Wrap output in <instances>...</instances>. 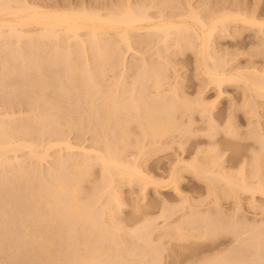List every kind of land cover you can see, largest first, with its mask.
<instances>
[{
  "label": "bare ground",
  "instance_id": "obj_1",
  "mask_svg": "<svg viewBox=\"0 0 264 264\" xmlns=\"http://www.w3.org/2000/svg\"><path fill=\"white\" fill-rule=\"evenodd\" d=\"M33 1L31 0L30 2L28 0H0V90L1 91L2 90H7V91L15 90L16 91L17 89H23V88L30 87L27 85H30V84L32 85L31 86V88L33 87L32 90H35L34 91L35 94L33 97L34 100L32 102L34 103V105H32L31 103L30 105H28L27 103L29 102L23 101L24 99L22 100V102H25V104L21 102L24 105L27 104L26 105L28 106L26 107L27 109H29L32 106V109L35 110V112H33L32 109L27 110L29 112L34 113V114L28 113L30 115L32 114L31 117L27 116V118H25L26 116L22 115V117H24L26 120L29 117L31 118V119L29 118V121L27 122L30 123L33 121L39 124L41 130H44L48 126H49V129L51 130L50 127H52L53 124L54 125L59 124L60 126V122L57 119L60 120L61 118H63L62 114L66 110L67 111L70 110L69 109L70 107L67 108V106H70V104H74L71 106H75V103L78 102L77 104L80 106V108L75 106L77 107V111L81 109L82 112L85 113V111H83L84 108L81 107L82 105L80 104H83V105L84 103L87 104L85 102L87 101V102H90L89 103L90 105H88L87 107L88 109L87 112L89 113V115L91 113V115L89 116L92 119L89 121L91 125H92V122L96 124L97 119L101 118L99 117V115L96 116L97 115L96 112H99V110H101L100 116L104 115L103 116L104 119L103 117L101 118L103 119L102 122L100 120L102 125H99V126H104L107 129L109 128V130L111 128V130L114 129L115 131L119 129L118 133L120 134L115 132L116 134H118V136L116 134L115 135L113 134L114 133L113 130H112V133L109 130L107 133V129H106V134H108L107 141L108 140L109 142L112 141L110 140L109 136L113 134L114 137L115 136L117 137V138L115 137V139L117 140L119 139V143L120 144L122 143L120 146L122 147L124 146L123 142L125 141L123 140V142H120L122 141V139H120L121 137H123L126 140V138H128L129 136L132 139L133 136L136 135V138H135L136 142L132 144L131 140L129 139L130 142L127 140L128 142L126 141L125 144L126 143L132 144L130 146L131 147L133 146L132 148L136 147L135 151L136 149L138 150L136 155H138V152L139 153L141 152L140 154L142 155L143 151L146 149V146L148 147V145L150 144H153L152 151H154V153L156 150L169 151L170 150L169 148L173 147L175 144H176L175 147L178 146L179 149L181 148V150L185 149V147L188 146L187 143L190 141V139H193L192 137H194V135L196 133L198 134L199 132V131L198 132L196 131L198 130L196 129L198 127H194V124L196 126V124L198 123V122L197 123L195 122V117H194V114L196 112L198 115L201 116V118L199 116L197 117V119L199 118L198 119L199 121L200 119L201 121H205L203 123L204 124L206 123V126H205L206 132H208L207 137L209 136L210 139L215 140L219 132V129H224L226 130L227 133L232 134V135H235V134L240 135V131L238 132V129L242 128L243 126L239 124V122L236 120L237 118L235 119L237 121L236 122L234 120V117H235V112L238 111L239 109H242L245 111L246 114L249 115V117L250 116L252 117V115L257 116L256 119L258 118L257 119L258 121L253 120V122L251 123L250 120H247L246 125L249 127L247 129L246 128L247 126H246L243 129H246L245 133H248V132L249 133L251 132V133L249 135L246 134L248 137L244 135L245 133L243 134L241 133V135H244V137H247V139L249 138V136L251 137L253 136L252 140L257 138L258 141L261 143L260 145L258 141H256L257 139L255 140L258 143V146L261 147L260 150L262 149L264 150V126L262 125L264 124V69L262 68V71L258 70L257 68H256L257 70H253L252 69L253 67L250 68L252 66L251 64H253V63L250 64V60H248L249 63L247 62L246 64H244V65L250 64L248 68L242 67V62L239 63L241 64L239 65L235 58L237 54L240 52H238L237 54L236 53L233 54L234 59H235L234 62L236 61V63L239 66H241L239 67L235 63L238 66L236 67V65H233L232 63L233 62L232 56L229 55L231 58L227 56L230 53H226L227 55H225V52L220 53V50L228 51L226 48L229 49V47H224L223 49H220L217 52L216 48L217 47L219 48V46L215 45L216 43L215 41H217L219 38L221 39L222 37L223 38L227 37L228 39L229 37H231V39L234 38V39L242 40V37H244V32L247 30H250L254 34V37L251 36L252 38H250L251 39L250 41L252 42V39L253 38L255 39V37L256 39L259 38L258 41L259 40L261 41L260 46L261 47L264 46V19L262 18L260 19L258 15H256L255 10L257 9L252 10L253 8L252 6H250L252 7L251 9L248 7L250 5L249 3H248L249 5L247 6V8H249V11H246L244 10L245 8L239 9L243 2L241 0H240L241 1L240 6L238 5L235 6L236 5L235 3H234L235 5H233V3L232 4L230 3V6L233 5L232 7L234 6L239 7L238 9L236 8L233 9L232 7L227 8V6L223 7L227 1L223 4V6L221 4L223 8H221L220 6H217L218 3L215 5L212 2V4L215 5L214 8L213 7L212 9L210 8L208 10L209 12H206L203 14L201 13L203 10L200 11V9L203 7V4L205 3L203 2V0H202L203 4L200 5V2H198L197 0L199 4L197 3V5H195V6L200 5L201 7L200 9L199 7L198 8L194 7L191 1H187L188 3L187 8L184 10H179L180 3L177 0H171V1L172 2L174 1V4H175V1L178 2L179 5L176 4L178 9H176L177 7L173 5L172 3L171 8H169L170 10L167 9L168 8L167 6H170V3L169 5L168 3L167 5L165 4L167 0L163 2V4L166 5L165 9L167 10H164L163 8L164 6L161 3L162 0H159L161 2L158 1V3L162 4L163 6V7L161 6L162 9L161 7L160 9L158 8L155 9V6L157 5L155 4L156 0L155 1L154 0H134V1L130 0V1H125L126 3L123 2L126 8H124L125 6L120 5V4L118 5L117 3V5L115 6H120V8L122 9L120 10L119 7H116V9L118 8L117 9L118 11H115L116 9L115 10L113 9L115 7H113L112 4L111 6L113 8L111 7L110 8L111 10L108 9L109 6L107 7L106 5H102L104 6L103 8H105L106 6V8L108 9V11L107 10L105 11L106 9L105 8L103 11L102 8L99 9V8L91 7L90 4L88 5L89 2L87 3L84 0L82 1L87 3L88 6L85 4H82L84 2L80 4L77 3L78 4L77 5V4H74V2L72 3L71 1L68 4L66 3L63 4L62 3L63 1L61 2L62 4H57L56 3L57 1H53L55 2V4L53 2L52 3L48 2L52 0H48V1L45 0L46 3H39L38 2L39 0L38 1L36 0L37 2H35V0ZM42 2H44V0H42ZM64 2H67V1H64ZM127 2L130 3L128 4L129 6L126 5ZM94 4L97 7H102V6L96 5L95 2ZM94 4L92 6H94ZM113 4H116V3H113ZM161 4H158L157 7H159V5ZM244 5H246V2L241 7H245ZM210 6L208 3L203 9L205 10L206 7L208 8ZM247 38L249 37H245L246 40ZM254 42L255 44L258 43L257 41H254ZM251 44L252 46L250 45V43L247 46H250L252 48L253 42ZM257 45L259 44H256V48L257 50H259V48L261 47L258 46L259 47L258 48ZM124 47H126V50L132 49V51H136V49H139L137 47L143 48V51L145 50L146 53L144 52L139 53L141 49L137 50L138 52L136 51L134 53L135 54L139 53V55L144 53L143 55L145 57L149 55V53L147 52H151V54L153 53L152 51H148L152 48L154 50V53H156L155 54L156 57L158 56L159 58V59L157 58L158 60L154 59L155 61L154 60L148 61L147 57L146 59L143 57L141 58L142 62L140 63H138V61L128 62L130 64L129 66L130 68L127 66L126 63H125L126 64L125 65L126 68H125L123 64L122 72L124 71L123 73H125L126 71L127 73V74L125 73L126 76L129 74L128 71L130 72V70L137 69L136 71L135 70L134 71L136 73L139 72L138 75H135L136 73L135 74L133 73L134 75H132V71L130 72L131 73L130 76L132 75L133 77L134 76L138 77V78L131 77L133 80L135 79L133 82V87H128L130 85L127 86V84L132 83L130 82L131 78H130V81L128 80L130 83H128L126 81L127 77L123 73L121 77H119L121 72L118 75L117 73L119 72H117L114 75L116 78L118 77L117 81L119 79V82H116V79H114V77L112 78L114 79L112 81L110 76L106 73L109 70L103 71L105 69L106 70L110 69L111 67L109 66H112L114 70L112 69L111 73H115L116 71L115 67L118 64H119L118 66H121V64L124 63V58L126 57H124L125 55L123 56V54H126L125 53L126 50L125 51L121 50ZM250 47L248 49H250ZM146 48H150V49L146 51ZM248 49H246L245 52ZM253 49L254 47L251 50ZM260 50L263 53L264 51L263 48H261ZM254 51L255 49L253 50V52ZM187 52L188 54L189 52L192 53L190 55L191 56L193 55L194 57L196 68L200 70V72L203 74V76H205V78L209 81V83H213L219 95H222V93L224 95V91L226 90L224 88V85L229 82H230L229 85L231 84V82H234L235 84H237L236 86L241 85L242 87L240 90V93H243L245 96L243 94L242 95L239 94V96L241 95L240 98L244 96L243 97L244 99L242 98L244 102L242 101L243 103L241 105L243 108L240 106L241 100L240 102L236 104L237 99L236 101L233 99L232 103L235 102V106L237 105L238 110L236 109V107H235V110L233 109L234 107L230 109L228 107L229 106L232 107V106L226 105L227 108L229 109L228 112L226 111L228 113L227 114L228 119L231 118L233 120L230 122H226L223 128H220L221 123H217L218 119L220 118H219V114H215L217 113L215 112L216 110L215 107L217 104L216 100L208 101L204 97L205 95L204 96L202 95L203 94L202 92H206L207 89L206 90L203 89L206 87L203 85L204 86L202 88L203 90L201 88L200 90H197L196 93L198 94L195 93V95H197L196 97L195 95L189 96L187 94L189 91L184 93V89L182 87H184L185 85H183L182 87L180 85L183 79L180 78L182 74L179 75L178 71H181L180 69L184 68L185 64H183L184 66L182 68L180 67L179 69L180 65H177V64H182V63L179 59L177 62L176 58L179 57L178 55L183 56ZM234 52H232L231 50V53H234ZM248 52L249 54L251 53L250 51ZM248 52H246V54ZM257 52L258 51H256V53ZM259 53L257 55L253 54V57L256 55V58H258ZM262 53L260 55H262ZM143 55H140V56H143ZM122 56H123V59H122ZM191 56H188V57H191ZM81 57H85L83 58L85 62L81 59ZM249 57L247 56V58ZM253 57L251 55V58ZM137 58L138 59H135V60H139L140 57H137ZM153 58H151V60ZM122 60L123 62H121ZM79 61H83L84 64H81L83 62H80L81 64L80 65ZM256 64H259V63L257 62ZM253 65L255 69L256 65L255 64ZM91 66L92 68L94 67L92 71H95V70L97 71L98 69H99L98 71H101V72L97 71L98 72L97 74L95 72L96 76L98 75L100 77L101 76L100 73H102L101 77L105 78L107 74L109 76L108 78L111 79L110 83L112 82V85L114 82L116 83V84L114 83L116 88L115 87L112 88V86L110 88L109 86L110 83L108 82L109 80L106 83L105 81L104 83H100V82H103L102 79L100 80L101 77L99 78L97 76L99 78V81H98V78L94 80L95 74H92L93 72L90 73L92 69L90 68ZM262 66H259V67H262ZM127 67L130 70H127ZM168 69L173 70L174 77H172V72H171V77H170V74H169L170 72L168 73ZM176 71L178 73H176ZM197 72L199 73V71ZM184 73H185V70H184ZM77 74L81 75L84 78V79L82 78L83 79L82 81L84 83L82 81L79 82L78 78L81 76L78 77ZM76 76L78 77L77 79H76ZM183 76L185 77V75ZM89 78L90 79L92 78L94 81L91 79L92 81L90 82ZM121 78L123 82L120 81ZM197 78H199L198 74H197ZM53 80L55 81V84H56V81H59L58 82L59 85L55 87V84H53L54 83ZM87 80H89V82ZM76 81L77 83L78 82L80 83L79 84L80 86L79 85L76 86L77 85ZM95 81H97V83L99 82V84L95 83ZM124 81L127 82L126 90L128 91L130 89L129 90L130 92L128 91L130 93V94L128 93L130 95L129 97H128L126 90H124L125 94H123L122 92V90L125 88ZM120 82L124 83L122 84L123 86L122 90L120 89L121 87L116 86L118 85L117 83H119L120 85ZM66 83H69L71 87L70 85H67ZM94 83L100 86H102L101 84H103L102 87H104V85L108 83L107 86L109 88H105V89H109V90L111 89V90L107 91L102 88L104 90L103 91L100 89L101 87L96 89L98 86L96 87ZM183 83H185V81ZM73 84H76V85H73ZM86 84H89L87 85L88 87H92V86L96 87V88L92 87L93 90L94 89L96 90L95 91L90 90L92 88H87V86H84ZM167 85H170V86H167ZM53 86L56 89L52 88ZM161 86L169 87L170 89L174 88L173 93L169 92L170 91L169 88H168L169 91L166 90L167 88L166 89L163 88L161 90L162 88ZM178 86L179 88L177 89ZM117 88H119V90L121 91V94L120 92H115L116 90L114 91V89H117ZM30 89H26L28 90L29 94L33 93L31 92L32 90L30 91ZM53 89H55V92H57L55 96L59 97L60 95H57L59 93L63 97L65 96L63 100L61 99L62 102L59 101L60 98H62L61 96L60 98H58L59 100L57 99V97L55 98V96L53 98L48 96L49 94L48 91L53 92L54 94ZM152 89L154 91L156 90L155 93L152 91ZM23 90L22 91L20 90V92L22 93ZM26 90L24 91L26 92ZM15 91L14 93H16ZM166 91L168 92V94ZM10 92L13 93L12 91ZM17 92L19 91L17 90ZM7 93L5 92V94ZM11 93H8V94L11 95ZM71 93L73 94L78 93L77 94L78 97L75 96L76 94L74 95L75 96L74 98H76V100L78 98L79 99L85 98L84 103L82 101H81L82 103L80 102L81 99L75 102L74 98L70 97ZM79 93L81 94L79 95ZM225 93L227 95V91ZM230 93L231 92L229 91L228 97H230ZM64 94H67V96L69 95L68 99L70 102H72L71 100H74L75 102V103L67 102L68 105L67 104H66L67 106L65 105L66 110L62 109L65 107L64 106V103H66L65 101L68 100L66 98V95ZM184 94L185 95L187 94V96H185ZM7 95L6 97L9 98V95L8 96ZM82 95H84V98L82 97ZM125 95H127L128 98L125 97ZM0 96H2V93ZM30 96H33V94L28 95V97ZM86 97L87 98L89 97V98L87 99ZM178 97L179 99L180 98L181 99L179 100ZM233 97H231L230 99H232ZM8 98L7 100H9ZM10 98H12V96ZM24 98L26 99L27 97H24ZM33 98L30 97V98H27L30 100H27V99L26 100L31 102ZM2 99H3V96L0 100ZM4 99H5V96H4ZM52 99H54L55 101L56 108L59 107L58 109H55V110L58 111L61 109L60 110L61 112L64 111L62 113H60L59 111L62 117L55 119V121L57 120L56 121L57 124H55L56 122L53 120L54 118L52 119L53 115L51 113V110L54 109L52 107L55 106L54 104L53 106L51 105L54 102L52 101ZM94 100H96V102ZM5 101L6 99L4 100V102ZM14 101L16 102V98ZM0 102L3 103V100ZM15 102L13 104H15ZM17 102L15 104L16 106H17ZM59 103L63 107L61 106L60 108V106H58ZM97 103L99 105H97ZM5 104H9V103L5 102ZM5 104L2 106H5ZM13 104H10V105H12V107H16ZM46 104L48 108L44 109L42 105L45 106ZM12 107L10 106L9 108V106L7 105L4 109V107L0 106V181H1L0 187H3L2 184L5 183L9 188V185L11 183L8 184V182H14L13 181L14 179L11 177H14L15 175L16 176L14 178L17 179L16 180L17 185H15L14 187V184H16V181H15V183L11 184V187L16 188V186H18V184L21 185L22 184L21 182L23 181V184L25 185L24 190L22 188H19L20 185L18 186V189H22L20 191H23L24 193L22 194L24 195H23V198L21 197L22 199L20 200L19 198L21 195L19 194L20 195L19 196L17 194L19 196L17 198L18 199L17 202L19 200L21 202H24L23 206L21 205V202L20 203L18 202V203L27 212H25L26 214L23 213V215H25V217L23 216L24 218L23 220L22 215H21L22 213L21 211H23V209L19 208L21 210L20 213L18 212V210L14 209L18 207L17 205H19L15 201V198L17 196L15 197L14 194L18 193L16 192V190L12 192L13 190L11 191V189L9 188L11 191V192L9 191V193L10 194L12 193V195H14L13 197L12 195L10 196V198L12 197L11 198L12 201H10L12 203L8 202L6 204L5 201H9L11 199L4 196L5 198L1 200V197H0V200L3 201L2 202L3 205H0V236L5 234L6 236L4 235L5 238L3 236V240L4 239L7 240L8 237L11 235V237L7 241L8 244L4 242L5 240L3 241L2 239H0L4 242V244H2V241L0 242L1 243L0 253L1 252L2 254L4 253L5 251L4 249L6 248H3V247L5 246L6 247L8 246L5 252L8 251L7 253H9V250H10V253L13 252L12 254H10L11 255L10 258L5 257V256H8L7 253H5L6 255L3 254L1 259L5 257V260L7 259L6 262H8L9 259L14 260L12 261V263L14 264H163L164 262H166V261L163 262L162 260L165 258V256L163 255H166L163 251L166 250L167 247L163 244L165 240L162 242L160 241L168 237V242L173 246L170 247L168 245V247L170 248L169 249L167 248V249L171 251V248L172 250L174 248V250L177 252L176 255L180 254L184 256L186 259L184 262L181 261L182 263L179 260L178 263L180 264H242V263L244 264V262L245 264L249 263L248 262L249 260L247 258H246L247 262L245 260V256L249 258L248 255H245L246 250L244 253L243 252L244 247L243 248L241 247L243 245H245L246 247V244H248V241L240 238L241 236L239 234L240 232L239 233L237 232L238 230L237 231L235 230V232H231L234 234L237 232L236 234L237 235L239 234L238 236H236V234L235 235L232 234L233 237L231 238V243H232V240L234 241L237 240L239 242L240 239H242L243 243L240 241L239 247L241 248L240 251L243 252V255H241L242 254L241 252H239L240 253L239 254L238 251L236 252L239 255L238 254H235L237 256L232 255L231 253L232 249H229L230 247L229 248L226 247L227 250L226 248L221 249L219 247H218L219 249H216V247H214L213 249L208 248L207 250L208 253H206L207 252L206 250H199L197 252V250L200 248L198 247V245H196L198 243V240L195 242V240L197 239L196 236L201 237L202 238L201 240H203L205 237L209 235L207 239H210L211 235L217 233L216 231L220 229V228L218 229V227L216 226V225L219 226L220 223L214 220L213 222H211V219H207L206 214L201 211L203 214L201 218L203 216L205 217V218H202L201 220H204L207 223L205 224L204 221H202L203 225L204 224L205 225L204 226L202 225L201 227V222H200V227L197 226L196 221L199 220L198 218L199 215L197 217L198 210L196 212L195 209L198 207L199 204L197 203L199 202L200 199L197 200L196 198V201H194L195 203L197 202L195 206V203L192 201V199L195 197H192V199H190L189 195L186 196L184 191L181 189L182 187L180 183L182 182V179L185 177L184 176L185 172H189V173H192L197 178V180L199 179L203 181L205 185H207V188H208L207 192L211 194L215 193V196L220 195L219 197L221 198L224 195H226V197L228 196V198L232 195V197L235 196V199H238V197H240L241 192H250L251 195L253 196L258 193L264 196V189H263L264 184H262L258 180L259 184L256 182L254 183L260 186L258 185L255 186V184L252 181L256 176L257 177L259 176L258 178H260L261 176L262 169L260 170L259 167L261 165L260 163H262V160L259 157L254 159L257 153L256 154L254 153L255 156L253 155L254 157L250 161V162L253 161V163L255 164L254 166L255 170L254 168H252L254 164L251 163L252 164L251 171L254 170V172L247 171L249 172V175H247V173L244 174V173L238 172L239 173L238 175L233 176L230 173L223 172L225 166L223 168L222 166L223 164L221 163V160L219 159L220 154H218L217 149L215 147L212 148L213 150H215L213 152V155H210V154L208 155L207 151L211 149L210 146L212 145L210 146L208 145L205 151L203 149L202 157H201L202 154L200 156H197L200 153V149H202V148L198 149L200 147L199 146L197 147V149L199 150L198 154L193 156L191 159H187V160L181 159L178 162H177L178 159L174 160L177 163L176 164L174 163L175 165L173 164L174 167H172V170L168 175V178H167L168 181L166 180L165 182H168L167 184H170L174 188L173 189L170 186L173 190H175L174 192L178 194L179 197H181V198H178L180 204L172 205L174 203H173V200L171 199L170 203L171 202L172 203L170 205L169 203L170 198L168 199V198H165L164 196L163 200L168 199V203L166 202V200H165V203L161 200L163 202V204L161 203L163 206L161 208L163 209H161L162 211L159 213L161 215L158 214L154 217L147 216L150 218H147L145 216L146 217V218L144 217L145 220L143 219L144 222L142 223L138 222L137 226L135 224V226L131 228L129 227L130 229L128 228L129 230L127 229V231H125L126 229L124 228L125 227L124 222L122 221L123 224L120 222L123 217L122 218L120 217L121 219L119 218L120 221L114 220L116 216L117 217L115 219H117L120 216L117 214L121 213L122 211L121 209L124 204L123 199H121L123 196L121 197V194H120V192H122L121 187H123V185H126V184L130 185L131 187L133 185L134 187V184H137L138 186L137 185L136 186L138 187L139 190L136 191V194L139 193L138 196H140V199L142 198L146 200L147 196L145 197V195H147L146 191L148 189L150 190V188L153 187V189L155 188V191L158 190L157 192H155L158 194L159 185L161 188V185L164 184L162 179L159 180L158 178L156 180L155 177L150 176L151 174L145 171L146 168L144 169V166L141 165L142 163L141 164L140 162L138 163V159L140 160L141 158V157L138 158L140 154L138 155V157L136 155L132 154L133 155L132 156L130 154L131 158L129 159L128 157L127 159V157H125L124 154L128 153L127 152L128 149L126 150L125 153L122 152L124 151V148L127 146V144L123 148H119V145H115L116 144V142L114 141L115 139L113 140L115 144H113L112 142L111 143L112 145L109 142L108 144L106 140L104 143H102V141H104L103 139L104 138L106 139V137L104 136H101V138H103L101 143L102 144L106 143V145H104L105 147L103 146V148L93 147L90 145H89L90 147H87V145L85 146L84 144H82L83 143L82 138H81L82 143L80 142L81 143L80 145L78 143H77L78 145H76L75 143L74 144L71 143V141L70 142L67 141L66 137L64 138L65 140L62 139L64 136L60 137L61 139L57 137L59 138V140L56 139L57 141H55L54 139H52V141H48L51 139L50 138L47 140V142L45 141V143H42L44 142L42 140L41 142L36 143L34 138L32 137L34 133L32 132L33 128L25 125L24 123L22 124L23 121L20 118L21 117L20 113H22L23 110H26V109L21 108L23 110H20L19 109L20 107L17 106L19 107L18 109L20 110V111L17 110L20 112L19 113L15 111L16 108L13 109ZM1 108H3L4 110L2 109L1 111ZM94 111L96 115L94 114ZM244 111H243V115L245 114ZM87 112L85 114H87ZM16 113H19L18 114L19 117H17ZM56 113L55 112L53 113L54 116ZM79 113L80 112H77L78 115ZM92 113L96 116V118L94 115H92ZM85 114L83 115L84 116L83 118L89 119L88 117H86L88 115L85 116ZM92 116L96 119L95 122H94L95 119H93ZM68 117H70V114L68 115ZM78 117L81 119V116L74 117V119ZM17 118H19V120ZM64 118L65 119H62L63 122L64 120H67L66 117ZM246 118L248 119V117ZM19 121L20 122L22 121V122L20 123ZM84 121H83V125H84ZM254 121L255 123L257 122L255 126H253ZM27 122L25 121L26 124ZM33 122L31 124L28 123V125L34 126ZM67 122L68 121H65V123ZM70 122L73 125L72 119L70 120ZM81 122L82 121L80 120L79 123L82 125ZM235 122L240 125L239 128H238V124H236ZM65 123H62V125H64ZM68 123L66 125H68L69 127L70 123L69 124ZM90 124L86 125V128L84 127L86 129V132H87V126H88V129H91L93 127V126L91 127ZM81 125H79L80 127L78 126L79 129L77 128L79 131H82L80 130V128L83 127V126L81 127ZM65 126L64 127L62 126V127L65 128ZM94 126L96 127V125ZM99 126L96 127V129L95 127L92 129L93 130L95 129L96 131L98 130L97 128H99L100 130ZM53 127L54 128L52 129L56 130L55 126ZM73 128H76V127H73ZM84 128H82L83 132L85 131ZM229 128H232V130H229ZM49 129L46 128L45 129L46 132ZM69 129L70 131L72 130L71 126ZM200 129L203 130V128H200ZM50 130L49 132H47V134L50 133ZM74 130L75 129H73V131ZM99 130L96 135H93L95 131L91 132L93 135V138L95 136L99 138V136L101 135L99 134ZM240 130L243 132L242 129ZM102 131H103V128L101 127L100 132L102 133ZM83 132H80V133L82 134ZM39 133L37 135H39ZM55 133L56 135L58 134L57 131H55ZM104 133H105V130L103 131V134ZM76 134H78V132ZM106 134L104 135L106 136ZM41 135L43 134H40V136ZM114 137L111 136L112 139ZM133 139H132V142L134 141ZM146 139L148 140L149 144L148 143L146 144L145 142ZM98 140H100V138L97 139V142ZM209 142L211 141L209 140ZM38 143H41V144H38ZM135 143L136 145L137 144L138 145L134 146ZM93 144H94V141H93ZM93 144L91 143V145ZM96 144L98 145V143ZM197 144H201V143H197ZM209 144H212V143H209ZM55 146H59L60 148L58 149L60 150L59 154L56 153L55 155L54 153L51 155V159H53L52 156L55 159V165L50 166V164H46L47 166H49V168H47V166H45L44 164V167L47 168V171L44 172L43 170L45 168H42L43 167L42 164L44 163L43 161L47 160V158L50 157V154H51L50 151ZM40 147L42 148L41 150L39 149ZM149 147L147 149H149ZM154 147H155V150H153ZM120 149H123V150L120 151ZM130 149H129V153H130ZM56 150H57L56 148H55V151L53 149L54 152H56ZM62 150L66 153L61 152ZM263 150L261 151L263 153H262V156L260 157L264 156ZM22 151H23V155L25 156V158L28 157L27 161L29 162L25 160L23 155L19 157V155H21L19 154V152H22ZM210 151L212 153V150ZM257 151L258 150H256V152ZM261 152L258 151V153H261ZM24 153L27 155H25ZM204 153L205 154L207 153L206 155L208 156H206ZM21 159L24 162L26 161V163H30L29 167H27L28 164H26L27 166H25L24 162ZM255 160L257 161L256 163L254 162ZM69 162L70 164H68ZM97 164L99 167L98 168L99 171H101V173H99L101 177L100 176L98 177L96 175L99 179L101 178L100 179L101 181H98V184L96 183V181L91 182L92 180L94 181L96 179L94 177H90L93 174H95L93 173L94 171L93 166L94 165L97 166ZM54 166H57L56 169ZM9 167H11V170L9 169ZM92 168H93V171H92ZM7 169H9L10 171ZM13 170L17 172V173L15 172L14 176L12 175L14 173L11 174V171ZM38 170L40 171V173L38 172ZM41 170L46 175L42 174L43 172ZM47 172L49 173L47 174ZM236 173H234V175ZM7 174L9 175L7 176ZM91 178H94V179H91ZM7 179H9L10 181ZM87 179H88V183L89 181L91 184L93 183L91 185L92 186L91 188H89L90 186L88 187L87 184H86L87 185L86 187L84 188L82 187L83 183L87 181ZM18 180L20 181V183L18 182ZM249 180L252 181V184L250 183ZM3 181L5 182L3 183ZM87 187L89 188V190L86 189ZM5 188L8 189L7 187ZM3 190L2 188H0V191H3ZM157 194H154V195L157 197ZM132 195L136 197L134 194V191ZM103 196H105V198H103ZM219 197L217 198L218 202H220ZM6 198L7 200H5ZM140 199L138 198V200ZM149 199L150 198H148L147 201H149ZM189 199L193 203L190 202V205L188 206L187 201ZM14 202H16L14 204V206L16 205V207L12 205ZM150 202L152 203V200ZM183 202H186V203H183ZM151 203L148 206H151ZM7 205H10L11 207ZM146 205L147 203L144 204L143 206L145 207ZM185 205L186 207L187 206L188 207L186 208ZM24 206L26 208H24ZM181 206H182V209H181ZM5 207L6 209L7 207H9L8 210L12 208L10 211L15 210L18 213L16 212L15 214L14 212L12 216H9L11 215L12 212L6 210ZM178 207H180L178 209L179 211L180 209L181 211H184V207L185 209H188L189 207L194 208L193 211L194 210L195 211L193 213L195 214L196 212L197 214L196 215L191 214V215H193L192 220L196 218L198 219L196 221L194 220L195 221L194 224L196 225L190 226L191 223H193L191 218L189 217V220L191 221V223L189 220L186 219L188 218V216H191L187 214L189 211H190L189 214L191 213L192 211L191 208L189 209V211L185 210L186 211L185 214L187 215H185L184 218H183L184 214L182 213L183 214V215L181 214L182 216L179 215L182 217L180 218V220L177 221V219H175L176 221H173L174 224H170L171 221L169 223L168 218H171V216H173V214L175 213V212L173 213V211L174 210L176 211L177 210L176 208ZM177 212L178 211H176V213ZM5 215H7V217ZM159 216H160V219L163 220L161 221V223L160 221L159 222L156 221L158 220L156 219V217L159 218ZM15 217H17L18 219L19 218L21 219V220L19 219L20 220L19 222L17 221L18 225L17 223L10 222L11 220L12 222H16V220L14 219ZM130 217H133V216H130ZM12 218L14 219V221ZM25 219L26 221L28 219V221L24 222ZM207 220L208 221L210 220V222H208ZM37 221L39 222L41 221L42 225H40L39 222L38 224L42 227H40L36 223ZM155 221L160 224H157ZM166 222L168 223L167 225H166ZM214 222L215 223L217 222V224H215ZM31 223L34 224V226L33 225L31 226ZM237 223L236 224L233 223L231 226L233 225L238 226ZM27 224H29L30 226L29 225L27 226ZM43 224H44V229H40V228H43ZM211 224H214V226H216L215 227L216 230L214 229V226ZM168 225L171 228H173V230L171 229L169 230L170 227ZM186 225H188V227ZM18 226L19 227L21 226L20 227L21 230L23 229L22 227H25V226H27L28 229L27 227H25L23 231L21 232V230L18 231ZM165 226L166 227L168 226L166 229L167 231L166 230H164L165 232L162 231L164 234L162 233L163 236L162 234L159 236L161 238L159 242H157L158 244L159 243L163 244L164 247L162 248V245H158L155 242L151 241L152 240L151 235L153 231H155L154 229L157 228V230L158 229L160 230V227L166 228ZM226 226L229 227L228 225ZM226 226H224V228L227 234L229 229L226 228ZM29 227L30 228L35 227V228L33 229L31 228V232H28L30 231ZM37 227L39 229H37ZM62 229H65V231L63 232ZM209 229H212V231ZM231 229L234 230L233 228ZM231 229L229 231H232ZM213 230L215 231L214 233H213ZM222 230L223 229H221V231ZM225 230L223 231L225 232ZM210 232L213 234H211ZM125 233L129 235H124ZM60 235L62 239L60 240V242H58L59 241L58 237H60ZM62 235L65 237V239H67L68 237L72 239L70 245H68L70 238H68L67 243L64 242L65 243L64 246H66V248L63 247L62 245L63 241L65 240ZM192 237L193 238L196 237L194 238L195 240ZM190 238H192L193 240V241L192 240L190 241L192 243H189ZM130 240H134V241L130 242ZM253 240H255L254 241L255 251L258 254L259 250H261L263 247L262 240H264V238L262 240H259L258 238L252 237L251 241ZM5 243L7 245H5ZM58 244L59 245L61 244L64 250H62L63 248L60 250L61 246L58 249L57 248ZM66 244L68 245V247ZM9 247H11L12 250L15 249L16 251L15 250L12 251L11 248ZM235 247H237V244L234 246V249ZM56 248L57 250H60V251H57ZM211 249L212 251L209 254V251ZM237 250H239V248ZM22 251H25V253L27 254L26 255L27 260L26 258L25 260H23L24 259L23 257H25V255H22L24 253ZM175 251L173 252L174 254H175ZM194 252H196L197 254H195ZM198 253L202 255V258H201V255H199ZM13 254L15 255L13 256L14 259L12 258ZM16 254H17V258H16ZM20 254L21 256H23L21 259H20L21 256H19ZM204 254H208V255L203 256ZM175 257L178 258L177 256ZM5 260L2 261L3 264H7V263H4ZM11 260H9L8 262L9 264H12L10 263ZM16 260H18L19 262L18 261L16 262ZM23 261H25V263H21ZM178 263L176 261V264Z\"/></svg>",
  "mask_w": 264,
  "mask_h": 264
},
{
  "label": "rangeland",
  "instance_id": "obj_2",
  "mask_svg": "<svg viewBox=\"0 0 264 264\" xmlns=\"http://www.w3.org/2000/svg\"><path fill=\"white\" fill-rule=\"evenodd\" d=\"M28 1H30L31 2V0H28ZM33 1V0H32ZM38 1V0H37ZM36 0H35V2H37ZM48 1V0H47ZM53 1H57L56 3L57 4H64V3H66V4H68L70 1L73 3L74 2V4H77V3H82V2H89L88 3V5L90 4V6L91 7H94V8H102V10L104 11V9L106 8V6L108 7L109 6V8L108 9H110L112 6L113 7H115V8H113L114 10L116 9V7H119L120 8V6H115V5H117V3H118V5L120 4V5H123V6H125L124 4H123V2H125V1H130V0H84V1H80V0H52V1H48L49 3H52ZM58 1H60V2H58ZM63 1V2H62ZM64 1H67V2H64ZM78 1H80V2H78ZM134 1V0H133ZM155 1V0H154ZM153 1V2H154ZM158 1L159 0H156L155 1V4H157L156 6H155V9L156 8H158V9H160V7L162 6V4H163V2L165 1V0H162V2L161 1H159V2H161V3H158ZM167 1H169V2H167ZM166 2H165V4L167 5V3H168V5H169V3H170V6H167L168 8L167 9H169V8H171V4L173 3V5H175L176 6V4L177 5H179L178 4V2L177 1H179V3H180V8H179V10H184V9H186L187 8V1H191V3L193 4V6L194 7H199V9L201 8L200 7V5L201 4H203V2H208L209 3V6H210V4H211V6L210 7H206L205 8V10H207V11H205L203 8L208 4V3H206V5H205V3L203 4V7L200 9V11L201 10H203L201 13H206V12H209L208 10L211 8L212 9V7L214 8V6L217 4V6H220L221 8H223V7H225V6H227V8L229 7H232L233 5H235V6H240V4H241V1H245L246 2V5H244L245 7H241V6H243V4H245V2L243 3L242 2V5L240 6V8L239 7H232L233 9L234 8H236V9H244V10H246V11H249V8L251 9L252 7V10H255V9H257V10H255V12H256V15H258V17L261 19H264V0H203V2H202V0L200 1V0H198V2H200V5L199 6H195V5H197V0H177V1H175V4H174V1L172 2L171 0H167ZM217 1V2H216ZM222 1V2H221ZM224 1V2H223ZM227 1V2H226ZM231 1V2H230ZM255 1V2H254ZM34 2V1H33ZM39 3H46L45 2V0H44V2H42V0H39L38 1ZM62 2V3H61ZM82 3V4H85V5H87V3ZM91 2V3H90ZM94 2L96 3V5H99V6H102V5H106L105 6V8H103L104 6H102V7H97V6H95V4H94ZM202 2V3H201ZM211 2V3H210ZM212 2H213V4H215V5H213L212 4ZM220 2V3H219ZM227 4H226V3ZM54 4H55V2H53ZM94 4V6H92L93 4ZM113 3H116V4H113ZM122 3V4H121ZM126 3V2H125ZM226 5H225V4ZM230 3L232 4L233 3V5H231L230 6ZM235 3V4H234ZM238 3V4H237ZM250 5H249V4ZM92 4V5H91ZM109 4V5H108ZM111 4H112V6H111ZM128 4H130L129 2H127V4L126 5H128ZM158 4H161V5H159V7H157L158 6ZM165 4H163V8H164V10H167V9H165ZM199 4V3H198ZM221 4H222V6H223V4H224V6L222 7L221 6ZM78 5V4H77ZM87 5V6H88ZM151 5V4H150ZM183 7H182V6ZM229 5V6H228ZM249 5V6H248ZM129 6V5H128ZM174 6V7H175ZM247 6L249 7V8H247ZM250 6H252V7H250ZM261 6V7H260ZM122 7V6H121ZM162 7H161V9H162ZM177 7V6H176ZM124 8H126V6L124 7ZM154 8V7H153ZM172 8H173V6H172ZM108 9L106 8L105 9V11L107 10L108 11ZM112 9V10H113ZM118 9V8H117ZM115 10V11H118V10ZM176 9H178V7L176 8ZM111 10V9H110ZM120 10H122L121 8H120ZM124 10V9H123ZM170 10V9H169ZM259 10V11H258ZM211 11V10H210ZM261 16V17H260ZM250 30H247V31H245L244 32V37H242V40L241 39H231V37H229V39L227 38V37H222L221 39L219 38L218 40H219V42H218V40L217 41H215L216 43H215V45H217V46H219V48L217 47V46H215V47H217L216 48V50H217V52L220 50V49H223L224 47H229V49L228 48H226L228 51H226L225 49V51H223V50H220V53L222 52V53H224L225 52V55H227L226 53H230V54H228L227 56H232V59H233V65H236L237 63L239 64V63H241L242 62V67H249L250 66V64L251 63H253V64H255L256 66H255V69H254V65L253 64H251L252 66L250 67V68H252L253 70H261L262 71V68L264 69V55H263V53H264V51H263V53L261 52V48H263V50H264V46H260V40L258 41V39L259 38H257L256 39V37H255V39L253 38L252 39V42H253V47H254V49H255V53L253 52V50H251L252 48L250 47V46H247L249 43H250V45L252 46V42L250 41L251 39L250 38H252V37H254V34H253V32L252 31H250ZM247 35V36H246ZM252 36V37H251ZM245 37H249V38H247V40L245 39ZM227 39V40H226ZM231 40V41H230ZM239 40V41H238ZM257 41L258 43H256V44H259V45H257V47L259 46V47H261V48H259V50H257V48H256V44H255V42L254 41ZM234 41H236V42H238V43H236V42H234ZM234 42V43H233ZM241 42V43H240ZM244 42V43H243ZM231 43V44H230ZM246 43V44H245ZM218 44H220V45H218ZM243 45V46H242ZM246 46V47H245ZM244 47V48H243ZM250 47V49H248ZM137 48H139V49H141L140 51H139V53H142V52H144V53H146L145 52V50L143 51V48H140V47H137ZM248 49L246 52H248V51H250L251 53V55H252V57H253V54H258L259 53V51H260V53H259V57L258 58H256V55L253 57V58H251V55L249 54V52L246 54V52H245V50L246 49ZM139 49H136V51L137 50H139ZM145 49V48H144ZM148 49H150V48H146V51L148 50ZM121 50H126V47H124L123 49H121ZM231 50H232V52H234V53H231ZM123 51V52H124ZM132 49H127L126 51H125V53L126 54H123V52H122V54H123V56L124 57H126V58H124V63H122L121 64V66H118V68H117V66L115 67L116 68V71H115V73H111V71H112V69H113V67L112 66H109V67H111L110 69H105V70H103V71H108V72H106L109 76H110V78L112 79L113 77H114V79H116V82H119V79H118V81H117V78L114 76L117 72H119V73H117V75L118 74H120V72H121V74L119 75V77H121V75H122V73L124 72H122V69H123V64H124V66L127 64V66L129 67L130 66V64L128 63V62H132V61H138V63H140V62H142V60H141V58H145L146 59V57H147V59H148V61L150 60V61H153L154 59H157L158 58V56L156 57V53H154V50L151 48L150 50H148V51H152L153 53V55L151 54V52H147V53H149V55L148 54H146V55H148V56H144L143 54H140V55H143V56H140L139 55V53H137V54H135L134 52H136V51H132ZM256 51H258L257 53H256ZM131 52V53H130ZM138 52V51H137ZM238 52H240V53H238ZM242 52V53H241ZM245 52V53H244ZM237 54V56H236V61H237V63H236V61L234 62V56H233V54ZM243 53H244V55H243ZM262 53V55H260ZM135 54V55H134ZM190 54H192V53H190L189 52V54H188V52L185 54V55H183V56H181V55H178L177 57L178 58H176V61L178 62V59L181 61V63L182 64H177V65H180L179 66V69H180V67L182 68L184 65L183 64H185V67L184 68H182V69H180L181 71H178L179 72V75H181V79H183V81L180 83V85H181V87L183 86V85H185L184 87H182L183 89H184V93H186V92H188L187 94L190 96H192V95H195V93H196V91L197 90H200V88L202 89L204 86L206 87V88H203V89H207L206 90V92H202L201 94L206 98V100H208V101H212V100H216V107H215V112H217V113H215V112H213V113H215V114H219V118L220 119H218V117H217V119H218V122L217 123H221L220 124V128H223V126L225 125V123L226 122H230V121H232L233 119H231V118H229L228 119V111H229V109L228 108H233L234 110H235V107H236V109L238 108L237 107V105L235 106V102H233L232 103V101H233V99L236 101V99H237V101H236V104L238 103V102H240V100H241V102H240V106L242 105V103L244 102L243 100H242V98L245 96L243 93H240V90H241V85H238V86H236L237 84H235L234 82H231V84L229 85V83H227V84H225L224 85V88L226 89H224L225 91H224V95H223V93H222V95H219L218 94V91H217V89H216V87L213 85V83H209V81L205 78V76H203V74L200 72V70L198 69V68H196V65H195V62H194V57H193V55L191 56ZM232 54V55H231ZM239 54H241V55H239ZM138 55V56H137ZM123 56H122V59H123ZM188 56H191V57H188ZM229 56V57H230ZM247 56L249 57V58H247ZM133 57V58H132ZM137 57H140L139 58V60H135V59H138ZM153 57H155V58H153ZM83 58H85V57H81V59L84 61V59ZM151 58H153L152 60H151ZM191 58V59H190ZM231 58V57H230ZM80 59V60H81ZM127 59V60H126ZM131 59H133V60H131ZM159 59V58H158ZM157 59V60H158ZM237 59H239V60H237ZM129 60V61H128ZM131 60V61H130ZM182 60H184V61H182ZM248 60H250V64L247 66V65H244V64H246L247 62H248ZM83 61H79V64H80V62H83ZM125 61H127V62H125ZM155 61V60H154ZM180 61H179V63H180ZM85 62V61H84ZM84 62L83 63H81V64H84ZM121 62H123V60L121 61ZM184 62V63H183ZM259 63V64H256V63ZM126 63V64H125ZM236 63V64H235ZM249 63V62H248ZM80 64V65H81ZM237 64V65H238ZM182 65V66H181ZM236 65V67H238L239 65H241V64H239L238 66ZM263 65V66H262ZM259 66H262V67H259ZM108 67V68H109ZM127 67V70H130L129 68ZM178 67V66H177ZM239 67H241V66H239ZM261 68V69H259V68ZM90 68H92V66L90 67ZM94 68V67H93ZM93 68L91 69V71H90V73L91 72H93L92 74H95V72H96V74L98 73V72H101V71H92L93 70ZM121 68V69H120ZM125 68H126V66H125ZM125 68H124V70H125ZM257 68V69H256ZM97 69V68H96ZM172 69V68H171ZM174 69V68H173ZM114 70V69H113ZM135 70V69H134ZM134 70H130V72L132 71V75H134L136 72V70L134 71ZM170 69H168V73L170 74V77H171V72H172V77H174V72H173V70H170ZM184 70H185V73H184ZM195 71V72H194ZM197 71H199V73L197 72ZM110 72V73H109ZM114 72V71H113ZM129 71H128V75L126 76L125 75V73H126V71H125V73H123L126 77V81L128 82V83H130V82H132L131 84H127V86L128 85H130V86H128V87H133V82H134V80L131 78V77H133L132 75L130 76V73ZM177 71H176V73H178ZM181 72H183V73H181ZM197 72V73H196ZM105 73V72H104ZM134 73V74H133ZM91 74V75H92ZM96 74H95V78H94V80L96 79V78H98L97 76H96ZM101 74V76H102V73H100ZM99 74V75H100ZM106 74V77L105 78H107V79H105V78H103V77H99L100 78V80L102 79L103 80V82H100V83H104V81H105V83L108 81L109 83H110V81H111V79H109L108 77V75ZM127 74V73H126ZM139 74V72L138 73H136L135 75H138ZM196 74V75H195ZM197 74L199 75V78H197ZM61 75H63V74H61ZM88 75V74H87ZM112 75V76H111ZM116 75V76H117ZM183 75H185V77L183 76ZM200 75H201V77H200ZM77 76L79 77V76H81V75H79V74H77ZM76 76V79L78 78ZM86 76V75H85ZM84 76V77H85ZM103 76H105V75H103ZM90 77V76H89ZM136 76H134L133 78H135ZM83 77L81 76V77H79L78 79H79V82L80 81H82L83 79H82ZM99 78H98V81H99ZM130 78H131V81H130ZM136 78H138V77H136ZM203 78V79H202ZM20 79V78H19ZM92 79V78H91ZM90 78H89V80H90V82L93 80H91ZM114 79H112V81L114 80ZM171 79V78H170ZM186 79V80H185ZM18 80V79H17ZM89 80H87L88 82H89ZM93 80V81H94ZM125 80V79H124ZM130 82H129V81ZM54 81V80H53ZM87 81H85V82H87ZM120 81H122V78H121V80ZM126 81H124V83H125V88L123 89V86H122V84H124V83H121L120 82V85H119V83H117L118 85H116V86H118V87H121L120 89L122 90V92H123V94H125V91L124 90H126ZM169 81V80H168ZM185 81V83H183ZM59 81H56V84H55V81H54V83L53 84H55V87L56 86H58L59 85V83H58ZM77 83V81H76V83H77V85L76 84H73V85H76V86H78L80 83ZM83 82V81H82ZM123 82V81H122ZM63 83V82H62ZM84 83V82H83ZM95 83H97V81H95ZM94 83V84H95ZM115 83V82H114ZM114 83H113V85H114ZM67 85H70L69 83H66ZM90 84V83H89ZM89 84H86V85H84V86H87V85H89ZM93 84V83H92ZM97 84H99V82L97 83ZM116 84V83H115ZM82 85V84H81ZM102 86H103V84H101ZM108 83L107 84H105L104 85V87H102V86H100V85H96L95 84V86L97 87H93V88H96V89H98V88H100L101 90H109V89H105V88H109L108 86ZM112 85V82L110 83V88H111V86H112V88L113 87H115V85L113 86ZM166 85V84H165ZM179 85V86H180ZM204 85V86H203ZM211 85V86H210ZM229 85V86H228ZM27 86H30V87H27ZM27 86H25V87H27V88H23L24 90H26V89H30L31 88V84L30 85H27ZM80 86V85H79ZM105 86H107V87H105ZM167 86H170V85H167ZM179 86L177 87V89L179 88ZM236 86V87H235ZM54 86L52 87V88H55ZM70 87H71V85H70ZM92 87H88L87 86V88H92ZM162 87V86H161ZM186 87H187V89H186ZM238 87H240V88H238ZM93 88L92 89H90V90H92V91H95L96 89H94L93 90ZM103 88V89H102ZM116 88V87H115ZM163 88H167L166 90H168L169 91V87H165V86H163L162 88H161V90L163 89ZM169 88V89H168ZM23 89H17L19 92H17V90L15 91L16 93H14V91L13 90H10V91H12L13 93H11L10 91H7V90H0L1 91V93H2V96H3V103L2 102H0L1 104H0V106L1 107H4V109H5V107L8 105L9 106V108H10V106L12 107V105H10V104H13L15 101V98H16V102H17V100H18V102H17V106H23L24 104H25V102H22V100L23 101H26V102H29V103H27L28 105H30V103L32 104V105H34V103H32L33 102V100H34V94H35V90H32L33 89V87L30 89V91L31 92H33V93H31V94H29L28 93V90H26V92L23 90ZM56 89V88H55ZM55 89H53L54 90V94H53V92H50V91H48L49 92V94H48V96H50V97H54L55 95H56V93L57 92H55ZM128 89V88H127ZM164 89V90H165ZM172 89V88H171ZM170 89V91L169 92H172L173 93V89L171 90ZM186 89V90H185ZM202 89V90H203ZM20 90L22 91L23 90V94L20 92ZM103 90V91H104ZM111 90V89H110ZM109 90V91H110ZM116 90V91H115ZM119 88H117V89H114V91L115 92H120V94H121V91L119 90ZM130 90V89H129ZM128 90V91H129ZM204 90V91H205ZM29 91V92H30ZM127 90H126V92H127V94L130 92H128ZM152 91L155 93V91L152 89ZM227 91V95H226V92ZM229 91L231 92L230 93V97H228V94H229ZM5 92L7 93H11V95L10 94H8L9 95V98L8 97H6V95L7 94H5ZM167 92V91H166ZM165 92V93H166ZM1 93H0V95H1ZM4 93V94H3ZM19 93V94H18ZM21 93V94H20ZM97 93V92H96ZM104 93H106V92H104ZM107 93H109V92H107ZM190 93V94H189ZM13 94H15V95H13ZM33 94V96H30V97H32L33 99L31 100V102L30 101H27V100H30V99H27V98H30V97H28V95H32ZM71 94H73V93H71ZM70 94V97L72 98H74L75 96L76 97H78L77 96V94L78 93H74L73 95H71ZM76 94V95H75ZM81 93H79V95H80ZM99 94V93H98ZM101 94V93H100ZM130 94V93H129ZM128 94V97L130 96ZM167 94H168V92H167ZM169 94H171V93H169ZM187 94L185 95V96H187ZM196 94H198V93H196ZM239 94H243L244 96L243 97H241L240 98V96H239ZM7 95V96H8ZM19 96V97H17V96ZM57 95H60L62 98H60V96L59 97H57V96H55V98L57 97V99L58 98H60V100L59 101H61L62 102V100H63V98L65 97H63L60 93L59 94H57ZM64 95H66V98L68 99V96H67V94H64ZM75 95V96H74ZM232 95V96H231ZM2 96H0V99L2 98ZM4 96H5V99H6V103L8 102L9 104H5V102H4ZM12 96V98H10ZM14 96V97H13ZM21 96V97H20ZM27 97L26 99L24 98V97ZM47 96V95H46ZM188 96V97H189ZM196 97H197V95H195ZM194 96V97H195ZM224 96H226V97H224ZM234 96V97H233ZM23 97V98H22ZM69 97V98H70ZM79 97H81V96H79ZM82 97L84 98V95H82ZM125 97H127V95H125ZM127 97V98H128ZM231 97H233L232 99H230ZM7 98L9 99V100H7ZM87 98V97H86ZM89 98V97H88ZM87 98V99H88ZM191 98V97H190ZM208 98V99H207ZM13 100V102H12V100ZM21 99V100H20ZM57 99H55V100H57ZM62 99V100H61ZM81 99V100H80ZM78 98L77 100H76V98H74V100H75V102H77L78 100H80V102L82 101L83 103H84V99H82V98ZM178 99H179V97H178ZM181 99V98H180ZM179 99V100H180ZM193 99V98H192ZM210 99V100H209ZM231 101H230V100ZM244 99V98H243ZM2 100H0V101H2ZM71 100V99H70ZM74 100H71L72 102H70L69 101V99L67 100V101H65L66 103H64V106L67 104V102L68 103H73L74 102ZM100 100V99H99ZM98 100V101H99ZM9 101H11V102H9ZM52 101H54V99H52ZM95 102H96V100H94ZM243 101V102H242ZM16 102H15V104H16ZM20 102V103H19ZM24 103V104H22V103ZM60 102V103H61ZM74 102V103H75ZM81 102V103H82ZM87 104H85L84 103V105L83 104H80V105H82L81 107H83L84 109H83V111H85V113L87 112V107H88V105H90L89 103L90 102H87V101H85ZM179 102V101H178ZM231 102V103H230ZM21 104V105H19V104ZM60 103L58 104V106H60V108H61V106L63 105L62 103V105H60ZM78 103V102H77ZM77 103H75V106H77V107H79L80 108V106L77 104ZM228 103V104H227ZM5 104V106H2V105H4ZM15 104H13V105H15ZM26 104V105H27ZM43 104H45V103H43ZM53 104L55 105V101L51 104L52 106H53ZM77 104V105H76ZM233 104H234V106H233ZM26 105H24L23 107L21 106L20 108L19 107H17L16 105V107H12L13 109H15L16 108V110L15 111H17V110H23V109H26V110H23V112L22 113H20L19 111H17V112H19L21 115V119H22V124L24 123L25 125H27V126H30V127H32L33 128V130H32V132H34L33 133V135H32V137L34 138V140H35V142L37 143V142H41V140L42 141H44V142H42V143H45V141L47 142V140L48 139H50V140H48V141H52V139H54L55 141H57V140H59V138L60 137H63L62 139H64L65 137H66V140L67 141H71V143H75L76 145H80L82 142V140H83V143L82 144H84L85 146L87 145V147H90V146H93V147H98V148H103V146L104 145H106V143L105 144H102V143H104L105 142V140H106V142L108 143L109 142V140L107 141V135L108 134H106V127H104V126H99V125H102L101 124V122H102V120L104 119V115L103 116H100V114H101V110H99V112H96L97 113V115H96V113H95V111H94V114L96 115V116H98L99 115V117H103V119H99L98 117V119H97V121H96V116L92 113V115H94L95 116V118L93 117V119H95L94 120V122L96 121V124L95 123H93L92 122V125L89 123V121L90 120H92L89 116L91 115V113H90V115H89V113L87 112V114H85L84 112H82V110L80 109L79 111H77V107H75V106H71V105H74V104H70V106H67V108H69L70 110H66V106L64 107V108H62V109H64V110H66L65 112H66V114H65V112L64 111H62V112H64L62 115H63V118H61L62 117V115L60 114V113H62L60 110H58V111H56L55 109H58L59 107H57L56 108V105L55 106H53L52 108H54V109H52V110H54V111H52L51 110V113H52V115L54 116V112L56 113V112H58V113H56L57 115H59V116H57L56 114H55V116H57V117H53L52 116V119L55 121V119H57V118H61L60 120L59 119H57L59 122H60V126H59V124H57V120L55 121L56 123L55 124H57V125H54L53 124V126H55V128H56V130H53L52 128H54L53 126L52 127H50L51 128V130L49 129V126L48 127H46V128H48L49 130H50V133H51V135H50V133H48L47 134V132H49V130H47V132H46V128L44 129V130H41V128H40V125L39 124H37V123H35V122H33V124H34V126H32V125H28V123L29 122H27V121H29V118L31 117V115L30 114H28V113H33V112H35V110H33L32 109V106L29 108V109H32L33 110V112H29V111H27V110H29V109H27L26 107H28V106H26ZM86 105V106H85ZM97 105H99L98 103H97ZM226 105H231L232 107H228L227 108V106ZM43 107H44V109L45 108H48V106H47V104L44 106V105H42ZM85 106V107H84ZM224 106V107H223ZM239 106V105H238ZM63 107V106H62ZM228 109H226V108ZM242 107V106H241ZM19 108V109H18ZM21 108H23V109H21ZM33 108H34V106H33ZM71 108H73V109H71ZM76 108V109H75ZM225 108V109H224ZM243 108V107H242ZM2 109L3 108H1V111H2ZM3 109V110H4ZM90 109V108H89ZM32 110H30V111H32ZM74 110V111H73ZM225 110V111H224ZM238 110V109H237ZM241 110V111H240ZM49 111V110H48ZM59 111H60V113H59ZM80 112L79 113V115L77 114V112ZM227 111V112H226ZM243 111L244 110H242V109H239L238 111H236L235 112V117H234V120L236 119L238 122H239V124H241L243 127L242 128H240V129H242L243 130V132L240 130V129H238V132L240 131V135L239 134H235V135H232V134H229V133H227L226 132V130H224V129H219V132H218V134H217V136H216V138H215V140H212V139H210L209 138V136L207 137V133L208 132H206V123L204 124L203 122H205V121H201V119H200V121L197 119V117H199L200 115H198L197 114V112L194 114V117H195V122L197 123L196 124V126H195V124H194V127H198V128H196V129H198V130H196L195 128V130L198 132V134L196 133L195 135H194V137H192L193 139H190V141L187 143V145L188 146H186L185 147V149H182L181 150V148L179 149V147L178 146H176L175 147V145L173 146V147H171V148H169L170 150L169 151H161V150H156L155 151V153H154V151H152V147H153V144H150V145H148V147H149V149H147L148 147L146 146V149L147 150H149V151H147L146 149L143 151V154L141 155L139 152H138V155H139V157H138V155H136V153H137V149H136V151H135V148L136 147H134V148H132L130 145H132L134 142H136L135 140V138H136V135L135 136H133V142H132V139L130 138V136L128 137V138H126V140L123 138V137H121L120 139H122V141H120V142H123V140L126 142L127 140L130 142V140H131V143L132 144H129V143H126L127 144V146H126V144H125V142H123V144H124V146H126L125 148H124V151H122V152H126V150H127V152L128 153H125L124 155H125V157H127V159H128V157H129V159L131 158V155L133 154V155H136L138 158H140V160L138 159V163L140 162V164L141 165H143L144 166V169L146 168V170L145 171H147L149 174H151L150 176H152V177H155L156 178V180L159 178V180H163V182H164V184L163 185H161V188H160V185H159V192H158V194L157 193H155V192H157L158 190H156L155 191V188L153 189V187H151L150 188V190H149V192H148V190L146 191L147 193V195H145V197H146V200H144V199H140V196H138L139 195V193L138 194H136V191H138L139 189H138V185L137 184H134V187H133V185H132V187L130 186V185H128V184H126V185H123V187H121V191L122 192H120V194H121V199H123V202H124V204H123V207H122V211H121V213L120 214H117V215H120L117 219H115L114 218V220H116V221H120V219H121V223L123 224V222H124V225H125V231H127V229L130 227H133V226H135V224H136V226L138 225L137 223L139 222H144V217L146 216H156V215H158L162 210L161 209H163V208H161V207H163L162 206V204H163V202L165 203V200H166V202L168 203V199H169V203H170V200L172 199L173 200V203L174 204H172V205H177V204H180V202H179V200H178V198H181V197H179V195L178 194H176L174 191L175 190H173L174 188L170 185V184H167L168 182H165L166 180L168 181V175H169V173L171 172V170H172V167H174L173 166V164L175 163H177L179 160H183V159H191L193 156H195V155H197L198 154V152H199V150L198 149H200V148H202V149H200V153L197 155V156H200L201 154V157L203 156V149H204V151H205V149L208 147V145L210 146V145H212V146H210L211 147V149L210 150H212V153H211V151L209 150V151H207L208 152V155L210 154V155H213V152L215 151V150H213L212 148H216L217 149V151H218V154H220L219 156H220V160H221V163L223 164L222 166H223V168H224V166H225V168H224V170H223V172H227V173H230L231 175H233V176H236V175H238L240 172L241 173H244V174H246L247 173V175H249V172L251 171V163H253V161L252 162H250L252 159H253V157L255 156V154L257 153V155H256V157H254V159L255 158H257V157H259L261 160H262V163L264 162V156L263 157H260V156H262V153L263 152H261L262 150H260V146H258V143L261 145V143L258 141V139L257 138H255L254 140H252L253 139V136L251 137V136H249V138L247 139V135H249L250 133L248 132V133H245L246 132V129H243V128H245L247 125H246V123H247V120H250L251 121V123L253 122V120H255V121H258L257 119H256V117L257 116H255V115H252V117L250 116L249 117V115L248 114H246L245 113V111H244V113L246 114H244L245 115V117H244V115H243ZM70 112V113H69ZM219 112V113H218ZM19 113H16L17 114V117H19ZM72 113V114H71ZM99 113V114H98ZM26 114V115H25ZM34 114V113H33ZM70 114V117H68V115ZM85 114V116L86 115H88V116H86V117H88L89 119H86V118H83L84 115ZM22 115L23 116H26L25 118H27V116H30L27 120L24 118V117H22ZM81 116V119L78 117V118H75L74 119V117H77V116ZM236 115H238V116H236ZM49 116H51V115H49ZM74 116V117H73ZM254 116H255V118H254ZM64 117H66L67 118V120H64V122H63V120L62 119H65ZM71 117H73V118H71ZM246 117H248V119L246 118ZM72 119V123H73V125L71 124V122H70V120ZM82 118H83V120H82ZM200 118H201V116H200ZM250 118V119H249ZM253 118V119H252ZM18 120H19V118H17ZM20 119V120H21ZM31 119V118H30ZM79 120V122H80V120L82 121L81 123H82V125L78 122V120ZM84 119H85V121H84ZM27 122V124L25 123V121ZM48 120V119H47ZM77 120V121H76ZM88 120V121H87ZM98 120H99V122H98ZM100 120H101V122H100ZM197 120V121H196ZM235 120V121H236ZM31 121V120H30ZM49 121V120H48ZM65 121H68L69 123H70V126H71V129L73 128V127H76V128H73V129H75L74 131H73V129L70 131V126L68 127V125H66L67 123H65ZM83 121H84V125H83ZM220 121V122H219ZM236 121V122H237ZM249 121V122H250ZM255 121H254V125L253 126H255L256 124H257V122L255 123ZM20 122V121H19ZM20 122V123H21ZM32 122H30L29 124H31ZM87 122V123H86ZM98 122V123H97ZM235 122V123H236ZM248 122V123H249ZM62 123H65L64 125H62ZM68 123V124H69ZM78 125H77V124ZM90 124V126L92 127V128H94L95 126L94 125H96V127H100V130H99V128H97L98 130H99V134H101L100 136H99V138H100V140H98V142H97V139H99V138H97L96 136L93 138V135H96L97 133H98V130H96L95 131V129H96V127H95V129L93 130L90 126V128L92 129H88V126H87V132H86V125H89ZM97 124H98V126H97ZM204 124V125H203ZM236 124H238V123H236ZM238 124V128H239V125ZM66 125V126H65ZM79 125H81V127L82 128H84L85 129V131L83 132V129L82 128H80V130H82V131H79L78 129H79ZM252 125V124H251ZM251 125H250V127H251ZM263 126H264V124H262ZM57 126V127H56ZM65 126V128H63V127ZM73 126V127H72ZM79 126V127H78ZM62 127V128H61ZM68 127V128H67ZM101 127L103 128V131L105 130V133L104 134H106V136L103 134V131H102V133L100 132L101 131ZM205 127V128H204ZM248 127L249 126H247L246 128L248 129ZM60 128V129H59ZM78 128V129H77ZM105 128V129H104ZM200 128H203V130H201ZM58 129V130H57ZM64 129V130H63ZM115 129H117V128H115ZM59 130H60V132H59ZM61 130H62V132H61ZM89 130H91V131H89ZM108 130H109V128L107 129V133H108ZM113 130V134L115 135L116 133L115 132H117L118 133V130H114V129H112ZM112 130H111V128H110V130L109 131H111V133H112ZM195 130H194V132H195ZM221 130V131H220ZM229 130H232V128H229ZM44 133H43V132ZM51 131H53V132H51ZM55 131H57L58 132V134L56 135V133H55ZM67 131V132H66ZM76 131V132H75ZM92 131H95L94 132V134L92 135ZM208 131V130H207ZM250 131H251V129H250ZM40 132V133H39ZM42 132V133H41ZM78 132V134H76ZM80 132H83L82 134L80 133ZM39 133V135H37ZM53 133V134H52ZM55 133V134H54ZM241 133L243 134V133H245L244 135H246L247 137H244V135H241ZM40 134H43V135H41L40 136ZM61 134H63V135H61ZM109 134H110V132H109ZM113 134H111V136L112 137H114L113 136ZM118 134H120V133H118ZM118 134H116L117 136H118ZM35 135V136H34ZM45 135V136H44ZM48 135V136H47ZM54 135V136H53ZM61 135V136H60ZM80 137H79V136ZM82 135V136H81ZM91 135H92V137H91ZM133 135V134H132ZM209 135V134H208ZM49 136H51V137H49ZM101 136H104V137H106V139L104 138H101ZM111 136H109V138H110V140H112V141H110L109 143L111 144L112 142H113V144H115L114 143V141L116 142V144L115 145H119V148H123L124 146H122V147H120L121 146V144L119 143V139L117 140V139H115V137L112 139L111 138ZM43 137V138H42ZM57 137H59V138H57ZM79 137V138H78ZM132 137V136H131ZM244 137V138H243ZM251 137V138H250ZM81 138H82V140H81ZM92 138V139H91ZM117 138V137H116ZM119 138V137H118ZM209 138V139H208ZM40 140V141H38V140ZM57 139V140H56ZM61 139V138H60ZM96 141H95V140ZM102 139L104 140V141H102ZM115 139V140H114ZM130 139V140H129ZM257 139V140H256ZM33 140V141H34ZM65 140V139H64ZM114 140V141H113ZM209 140L211 141V142H209ZM216 140H218V141H216ZM258 141V143L256 142V141ZM93 141H94V144H93ZM100 141V142H99ZM101 141H102V143H101ZM118 141V142H117ZM127 141V142H128ZM81 142V143H80ZM98 143V145L96 144V143ZM145 142H146V144L148 143V140L146 139L145 140ZM78 143V144H77ZM91 143L93 144V145H91ZM108 143V144H109ZM119 143V144H118ZM197 143H201V144H197ZM209 143H212V144H209ZM38 144H41V143H38ZM95 144H96V146H95ZM149 144V143H148ZM198 146H197V145ZM90 145V146H89ZM112 145V144H111ZM138 145V144H137ZM136 145V143L134 144V146H137ZM202 145V146H201ZM131 147V149H130V147ZM200 146V147H199ZM105 147V146H104ZM127 147H129V148H127ZM191 147V148H190ZM197 147H199L198 149H197ZM55 148L57 149L56 150V152H54L55 151ZM138 148V147H137ZM40 150L42 149L41 147L39 148ZM53 149H54V151H53ZM53 149H51V154H50V157H48L49 158V160H48V158H47V160H45V161H43L44 163L42 164L43 165V167L42 168H45L44 167V164H45V166H47L46 164H50V166L51 165H55V159H54V157L52 156V158L53 159H51V155L52 154H54L55 153V155H56V153H58L59 154V151L60 150H58V149H60L59 148V146H55ZM129 149H130V153H129ZM63 150H65V149H63ZM61 151V152H64V151ZM121 150H123V149H120V151ZM153 150H155V147L153 148ZM166 150H168V149H166ZM171 150H173V151H171ZM256 150H258L259 152H261V153H258V151L256 152ZM52 151H53V153H52ZM135 151V152H134ZM148 153H147V152ZM152 151V152H151ZM184 151V152H183ZM197 151V152H196ZM202 151V152H201ZM264 151V150H263ZM133 152V153H132ZM210 152V153H209ZM64 153H66V152H64ZM145 153V154H144ZM149 153H150V155H149ZM151 153H153V154H151ZM255 153V154H254ZM19 154H21V155H19V157H21L22 155H23V151L22 152H19ZM25 154V153H24ZM131 154V155H130ZM205 154V153H204ZM207 154V153H206ZM205 154V155H206ZM215 154H216V152H215ZM259 154H261V155H259ZM25 155H27V154H25ZM76 155V154H75ZM127 155V156H126ZM130 155V156H129ZM132 155V156H133ZM146 157H145V156ZM208 155H206V156H208ZM254 155V156H253ZM24 156V155H23ZM24 158H25V156H24ZM27 158L28 157H26L25 158V160L27 161ZM50 159H51V161H50ZM178 159V160H177ZM22 160V159H21ZM28 160H30V159H28ZM52 160H54V161H52ZM174 160H177V162H175ZM260 160V161H261ZM23 161V160H22ZM26 161L24 162V164H25V166H27L26 164H28V166L27 167H29V164L30 163H26ZM259 161V162H260ZM27 162H29V161H27ZM51 162V163H50ZM250 162V163H249ZM255 163L257 162L256 160L254 161ZM53 163V164H52ZM249 163V164H248ZM262 163H260L261 165H262ZM68 164H70V162L68 163ZM174 164V165H175ZM245 164V165H244ZM247 164V165H246ZM254 164V163H253ZM259 164V165H260ZM57 165V164H56ZM243 165V166H242ZM260 165V167H259V169L261 170V176H260V178H258L257 176L252 180L253 181V183L254 182H256V183H258L259 184V182H258V180L262 183V184H264V163H263V165L261 166ZM59 166V165H58ZM254 166H255V164L253 165V167L252 168H254ZM53 167V166H52ZM55 167V169H56V167L57 166H54ZM94 167V171H93V168H92V171H93V173H95V174H93L92 176H90V177H94L96 180H92L91 182H95L96 181V183L98 184V181H101L98 177L100 176V174L99 173H101V171H99V167H98V164H97V166L96 165H94L93 166ZM97 167V168H96ZM245 167V168H244ZM263 167V168H262ZM47 168H49V166H47ZM47 168H45L43 171L44 172H46L47 171ZM96 168V169H95ZM9 169L11 170V167H9ZM9 169H7V170H9ZM247 169V170H246ZM9 170V171H10ZM16 170V169H15ZM15 170H13V171H11V174L12 173H14V174H12L13 176L15 175ZM41 170V171H42ZM98 170V171H97ZM246 170V171H245ZM254 170H255V168H254ZM254 170H252L251 172H254ZM8 171V172H9ZM42 171V172H43ZM229 171V172H228ZM236 171H237V173H236ZM243 171V172H242ZM247 171H249V172H247ZM8 172H6V173H8ZM38 172L40 173V171L38 170ZM41 172V173H42ZM42 173V174H45V173ZM239 172V173H238ZM10 173V172H9ZM17 173V172H16ZM38 173V174H39ZM49 172H47V174H48ZM234 173H236L235 175H234ZM42 174H40V175H42ZM252 174V173H251ZM9 174H7V176H8ZM46 175V174H45ZM98 177H97V176ZM259 175H260V173H259ZM16 176V175H15ZM14 176V177H15ZM184 178L182 179V182L180 183V185H181V189L184 191V193H185V195L187 196V195H189L188 197L190 198V199H192V197H195V198H193L192 199V201L194 202V201H196V198H197V200L198 199H200L199 200V202L197 203V204H199L198 205V207L195 209L196 210V212H197V210H198V214L195 212V214L193 213L194 211H193V209L194 208H191V207H189L188 209H185V207H186V205H185V207H184V211H181V209H182V206H181V209H180V211L178 210L180 207H178V208H176L177 210L176 211H178L177 213H176V211L174 210L173 211V213L175 214H173V216H171V218H168V220H169V223H170V221H171V223L170 224H174L173 223V221H176L175 219H177V221L178 220H180V218H182L181 216L183 215V218H184V216L185 215H191V214H193V215H196L197 214V217H198V215H199V220L196 218V219H194L195 221L196 220H198V221H196L197 222V226H199L200 227V222H201V227H202V225H203V222L202 221H204V220H201L202 218H205L204 216L201 218V216L203 215L202 214V212L203 213H205L206 214V218L207 219H211V222H213V220L214 221H217L218 223H220L219 224V226L218 225H216L217 227H218V229L220 230H218V231H216L217 233H215V234H213L215 231L213 230V233H211V234H213V235H211V238L210 239H207V237L209 236H207V237H205L203 240H201L202 238L201 237H198V236H196L197 237V239L195 240L194 238H196V237H192L194 240H195V242L198 240V243L196 244V245H198V247L200 248V249H196L197 250V252L199 251V250H208V248L210 249V248H214V247H216V249H219V248H226V247H230L229 249H232V255H234V256H237V255H235V254H238L239 252H241L240 250H241V248L239 247V242L241 241L242 243H243V240H247L248 241V244H246V247H245V245H243V246H241L243 249H244V253H245V250H246V253H245V255H248L249 256V258L248 257H246L245 256V260H246V262H247V259L249 260L248 262L249 263H246V264H264V240H262L263 238H264V196L262 195V194H255L254 196L253 195H251V193L250 192H241V194H240V197H238V199H235V196H233L232 197V195L228 198V196L226 197V195H224V196H222V198L221 197H219L218 195L217 196H215V193H209V192H207V190H208V188H207V185H205V183L203 182V181H201V180H197V178L192 174V173H189V172H185V174H184ZM14 177H11V178H13L14 180V182H8V184H13V183H15V181L17 180V179H15ZM98 179H97V178ZM101 177V176H100ZM11 178H10V180H11ZM94 178H91V179H94ZM90 179V180H91ZM186 179V180H185ZM7 180H9V179H7ZM9 180V181H10ZM20 180V179H19ZM18 180V182L20 183V181ZM263 182H262V181ZM250 181V180H249ZM252 181H250V183L252 184ZM5 181H3V183H4ZM22 184L20 185V184H18V186H19V188H22L23 190H24V184H23V181L21 182ZM85 183V184H84ZM83 183V188L84 187H86L87 185H88V187L89 188H91L92 186V184L90 183V181H89V183H88V179H87V181H85ZM95 183V184H96ZM100 183V182H99ZM260 183V184H261ZM0 184H1V181H0ZM5 184V183H4ZM4 184H2V186L3 187H0V188H2V190L5 188V187H7L8 188V186L6 185H4ZM11 184L9 185V188L11 189V191L12 192H14V190H16V192H18V193H16V194H14L15 195V201L17 202V198L20 196V200L23 198V195L24 194H22V193H24L23 191H20V190H22V189H18V186H16V188H14L15 187V185H17V181H16V184H14V187H11ZM87 184V185H86ZM90 184V185H89ZM160 184H162V183H160ZM255 184V183H254ZM257 184V185H258ZM23 185V186H22ZM137 185V186H136ZM256 184H255V186H257ZM173 188H171V187ZM258 186H260V185H258ZM264 186V185H263ZM86 188L87 190H89V188ZM162 187H163V189H162ZM6 189V190H8V191H6L5 189L3 190V191H0V194H2V195H0V197H1V200H3L5 197H7V198H10V196L12 195V193L10 194L9 193V191H10V189ZM263 188V187H262ZM134 189V190H133ZM264 189V188H263ZM134 191V194H135V196L137 197H134V195H132L133 194V191ZM153 190V191H152ZM10 191V192H11ZM131 191H132V193H131ZM2 192V193H1ZM19 192H21V193H19ZM152 192H154V193H152ZM209 193V194H208ZM19 196H18V195ZM154 194H157V197L154 195ZM211 194V195H210ZM14 195H12V197L14 196ZM178 195V196H177ZM5 196V197H4ZM9 196V197H8ZM151 196V197H150ZM159 196V197H158ZM164 196H165V198H168V199H165V200H163L164 199ZM11 197V198H12ZM22 197V198H21ZM163 197V198H162ZM220 198V202H218L217 200V198ZM7 198L5 199V200H7ZM10 198V199H11ZM103 198H105V196H103ZM138 198L140 199V200H138ZM148 198H150L151 200H152V203L150 202L151 200L149 199V201H147L148 200ZM154 198V199H153ZM157 198V199H156ZM236 198H237V196H236ZM190 199L187 201V203H188V206L190 205V202H192V201H190ZM195 199V200H194ZM242 199V200H241ZM0 200V201H1ZM18 201L19 203L21 202V201ZM143 200H144V202H143ZM161 202H160V201ZM181 200V199H180ZM237 200V201H236ZM10 201H12V199L11 200H9V201H5L6 202V204L9 202V203H12V202H10ZM122 201V200H121ZM237 202V204H236V202ZM3 201H1L0 202V205H3V203H2ZM16 202H14L12 205L14 206V204L16 203ZM17 202V204H19ZM147 203V208H146V206L144 207L143 205L144 204H146ZM155 202V203H154ZM192 202V203H193ZM241 202V203H240ZM2 203V204H1ZM23 203L24 202H21V205L23 206ZM144 203V204H143ZM149 203V204H148ZM150 203H151V206H148V205H150ZM154 203V204H153ZM162 203V204H161ZM172 203V202H171ZM171 203H170V205H171ZM176 203V204H175ZM183 203H186V202H183ZM191 203V204H192ZM195 203V202H194ZM196 203H195V206H196ZM220 203V204H219ZM239 203V204H238ZM141 204V205H140ZM4 205H5V203H4ZM11 205V204H10ZM10 205H7V206H10ZM11 205V206H12ZM20 205V204H19ZM17 205L18 207V209L17 208H14L15 210H18V212L20 213V209H23V207L20 205ZM183 205V204H182ZM237 205V206H236ZM239 205V206H238ZM10 206V207H11ZM12 206V207H13ZM184 206V205H183ZM187 206V207H188ZM192 206V205H191ZM2 207H4V206H2ZM14 207H16V205L14 206ZM186 207V208H187ZM8 208L9 207H7V209H6V207H5V209L6 210H8ZM20 208V209H19ZM24 208H26L25 206H24ZM192 209V211H191V213L189 214V209ZM12 208H10L8 211H10ZM15 210H12V211H10V212H12L11 213V215H9V216H12V214L15 212V214H16V212L17 211H15ZM164 210H165V208H164ZM173 210V209H172ZM185 210H187V211H189L187 214H185ZM200 210V211H199ZM24 211V212H23ZM23 211H21L22 213H21V215H22V218H23V216L25 217V215H23V213L24 214H26L25 212H27V211H25L24 209H23ZM171 211V210H170ZM202 211V212H201ZM17 212V213H18ZM132 213V214H131ZM183 213V214H182ZM129 214H130V216H133V217H130L129 216ZM182 214V215H181ZM159 215H161V214H159ZM172 215V214H171ZM179 215H181V216H179ZM193 215H191V216H188V218H186L187 220H189V217L191 218V220L193 219ZM6 217H7V215H5ZM15 216V215H14ZM127 216V217H126ZM121 217V218H120ZM128 217H129V219H128ZM145 217V218H146ZM162 217V216H161ZM170 217V216H169ZM196 217V216H195ZM194 217V218H195ZM4 218V217H3ZM9 218V217H8ZM7 218V219H8ZM120 218V219H119ZM124 218H125V220H124ZM147 218H150V217H147ZM13 219V218H12ZM15 220H16V222H12V220L10 221L11 223H17V221L19 222L20 220L17 218V217H15L14 218ZM14 219H13V221H14ZM144 219V220H143ZM156 219H158V220H156L157 222H159L160 221V223H161V221H163V220H161L160 219V216H159V218L158 217H156ZM163 219V218H162ZM185 219V220H186ZM23 220H24V218H23ZM167 220V221H168ZM194 220H192V222L193 223H191V221H190V223H191V225L190 226H192V225H196V224H194L195 223V221ZM263 220V221H262ZM7 221V220H6ZM27 221H28V219H27ZM26 221V219H25V221L24 222H27ZM123 221V222H122ZM155 221V222H156ZM208 221V220H207ZM24 222H22V223H24ZM38 222L39 221H37L36 223L38 224ZM156 222V223H157ZM208 222H210V220L208 221ZM217 222L215 223V224H217ZM238 222V223H237ZM8 223V222H7ZM40 223V225H42V223H41V221L39 222ZM155 223V224H156ZM160 223H157V224H160ZM187 223V222H186ZM189 223V222H188ZM198 223H199V225H198ZM204 223L206 224L207 222L206 221H204ZM238 224V226H235V225H233V226H231L232 224ZM20 224V223H19ZM29 224H30V222H29ZM29 224H27V226L29 225ZM121 224V225H122ZM168 223L166 222V225H167ZM204 224V225H205ZM250 224V225H249ZM17 225H18V223H17ZM22 225V224H21ZM25 225H26V223H25ZM34 226V224H32L31 223V226ZM36 225V224H35ZM39 225V224H38ZM39 225V226H40ZM203 225V226H204ZM211 225H213L214 226V224H211ZM226 225H228L229 227H227ZM24 226V225H23ZM27 226H25V227H27ZM30 226V225H29ZM37 226V225H36ZM38 226V227H39ZM128 226V227H127ZM169 226V225H168ZM167 226V227H168ZM187 227H188V225H186ZM216 226H214V229L216 230ZM224 226H226V228H228L229 230L231 229V228H233L234 230H232V231H229L228 230V232H229V234H228V232H227V234H226V230H225V228H224ZM21 227V226H20ZM20 227L18 226V231H20L21 229H20ZM25 227H22L23 229L25 228ZM37 227V229H39L40 227H42V226H40L39 228ZM157 227V226H156ZM166 227V226H165ZM167 227L166 228H161L160 227V230L158 229L157 230V228L156 229H154L155 231H153V233H152V235H151V241L152 242H155L156 244H158L157 242H159V240H160V238L161 237H159L163 232L162 231H164V230H166L167 229ZM170 227V226H169ZM30 228V227H29ZM32 229L33 228H35V227H31ZM31 228H30V231H28V232H31ZM129 228V229H130ZM190 228V227H189ZM23 229L21 230V232L23 231ZM27 229H28V227H27ZM40 229H44V224H43V228H40ZM128 229V230H129ZM173 230V228H169V230ZM213 229V228H212ZM212 229H209V230H211L212 231ZM221 229H223V230H225V232L222 230L221 231ZM36 230V229H35ZM63 230V232L65 231V229H62ZM168 230V231H169ZM235 230L240 234V238H242V239H240V241L238 242L236 239V241H234V240H232V243H231V238L233 237V235L232 234H234V233H231V232H235ZM167 231V230H166ZM165 232V231H164ZM236 232V233H237ZM127 233V232H126ZM124 234V235H129V234ZM231 233V234H230ZM235 233V234H236ZM63 234V233H62ZM65 234V233H64ZM164 234V233H163ZM163 234H162V236H163ZM234 234V235H235ZM238 234V235H239ZM260 236H259V235ZM5 235V234H4ZM4 235H2V236H0V239H2L3 240V236ZM237 234H236V236H238ZM6 236V235H5ZM5 236H4V238H5ZM63 236V235H62ZM66 236V235H65ZM236 236H235V238H236ZM263 238H262V237ZM2 237V238H1ZM8 237V236H7ZM7 237H6V239H7ZM11 237V235L8 237V239ZM167 237V236H166ZM252 237H254V238H258L259 240H262V242H263V247H262V249L261 250H259V252H258V254H259V256H258V254L256 253V251H255V245H254V241L256 240H253V241H251L252 240ZM59 239V241L58 242H60V240L62 239L61 238V235H60V237H58ZM63 238L65 239V237L63 236ZM67 238V237H66ZM68 238H70V237H68ZM68 238L67 239H63L62 241H63V247H65L66 248V246H64L65 245V243L64 242H66L67 243V240H68ZM165 238V237H164ZM192 238H190V240H189V243H192V242H190L191 240H192ZM8 239L7 240H3L4 242H6L7 243V241H8ZM166 239H167V241H166ZM166 239H162L160 242H162V241H164L163 242V244L169 249L171 246H173V245H171L169 242H168V237L166 238ZM205 239H206V241H205ZM2 240H0V242L2 241ZM70 241H69V244L68 245H70L71 244V238L69 239ZM2 241V244H4V242ZM10 241V240H9ZM61 241V242H62ZM132 241H134V240H130V242H132ZM193 241V240H192ZM233 241H234V243H233ZM251 241V242H250ZM140 242V241H139ZM5 243V245H7ZM167 245H166V244ZM1 244V243H0ZM163 244L162 243H159L158 245H162V248L164 247L163 246ZM237 244V247H235V249H234V246ZM241 244V243H240ZM67 245V244H66ZM68 245H67V247H68ZM168 245L170 246V247H168ZM4 246V245H3ZM60 246H61V244L59 245H57V248L59 249L60 248ZM8 247V246H7ZM7 247L5 246V247H3V248H6V249H4L5 251L7 250ZM62 246H61V248H60V250L63 248ZM161 247V246H160ZM219 247V248H218ZM9 248H11V247H9ZM9 248H8V250H9ZM57 248H56V250H57ZM166 248V250L168 251H166V250H164L163 252L166 254V255H163V256H165V258L164 259H162L163 260V262L164 261H166V262H162L163 264H176V261H177V263L179 262V260H180V262L181 261H185L186 259H185V257L184 256H182V255H176V251L174 250V248H173V250H172V248H171V251L170 250H168ZM207 248V249H206ZM239 248V250H237ZM247 248V249H246ZM165 249V248H164ZM212 249L209 251V254L211 253V251H212ZM3 250V251H4ZM11 250H12V248H11ZM15 249H13L12 251H14ZM60 250H57V251H60ZM62 250H64V248L62 249ZM66 250V249H65ZM226 250H227V248H226ZM234 250V251H233ZM4 251V255H6L5 253H7V252H5ZM16 251V250H15ZM166 251V252H165ZM175 251V254L173 253ZM236 251H238V253L236 252ZM22 252H24L25 253V251H22ZM170 252V253H169ZM236 252V253H235ZM243 252H241L242 254L241 255H243ZM13 252H11L10 253V250H9V253H7V255L8 256H5V257H11V255L10 254H12ZM22 254V255H25V257H23V256H21V254L19 255V256H21L20 257V259L23 257L24 259L23 260H25V258H26V253L25 254ZM168 253H169V255H168ZM195 254H197L196 252H194ZM206 253H208V251L206 252ZM2 252L0 253V264H3L2 263V261H4L5 260V257L3 258V259H1L2 258ZM199 254V253H198ZM240 254V253H239ZM238 254V255H239ZM199 255H201V254H199ZM208 254H204L203 256H207ZM13 256H15L14 254L12 255V258L14 259V257ZM175 256H177L178 258H176ZM186 256V255H185ZM181 257V258H180ZM183 257V258H182ZM16 258H17V254H16ZM19 258V257H18ZM171 258V259H170ZM174 258V259H173ZM176 258V259H175ZM201 258H202V255H201ZM247 258V259H246ZM20 259H19V261H20ZM167 259V260H166ZM9 260H11V259H9ZM9 260H8V262H9ZM26 260H27V258H26ZM7 261V259L5 260V262L4 263H7V264H9L8 262H6ZM12 261H14V260H11L10 261V263H12ZM18 260H16V262H17ZM18 261V262H19ZM168 262V263H167ZM172 262V263H171ZM21 263H25V261H23V262H21ZM182 263V262H181ZM12 264H14V263H12ZM178 264H180V263H178ZM243 264V263H242ZM244 264H245V262H244Z\"/></svg>",
  "mask_w": 264,
  "mask_h": 264
}]
</instances>
